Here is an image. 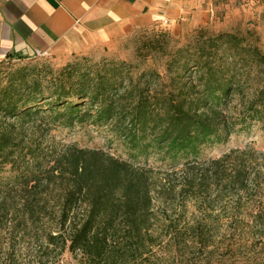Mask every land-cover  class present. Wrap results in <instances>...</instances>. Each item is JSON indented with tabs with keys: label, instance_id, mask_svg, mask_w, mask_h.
Listing matches in <instances>:
<instances>
[{
	"label": "trees",
	"instance_id": "16d2710c",
	"mask_svg": "<svg viewBox=\"0 0 264 264\" xmlns=\"http://www.w3.org/2000/svg\"><path fill=\"white\" fill-rule=\"evenodd\" d=\"M151 45L161 69L135 77L123 64L86 57L45 73L0 75V172L14 175L0 181V227L13 217L16 231L49 221L46 249L56 245L79 264H162L188 238L197 249L207 245L205 224L184 220L189 201L212 216L234 198L238 223L245 221V200L256 204L249 219L264 235V203L256 200L264 195V150L236 147L198 159L252 120H264L263 50L245 35L203 28L181 45L165 37ZM86 103L98 106L88 116L122 122L133 148L154 145L184 162L161 171L98 148L48 153L30 145L29 126L44 112L71 125Z\"/></svg>",
	"mask_w": 264,
	"mask_h": 264
},
{
	"label": "rangeland",
	"instance_id": "374dc122",
	"mask_svg": "<svg viewBox=\"0 0 264 264\" xmlns=\"http://www.w3.org/2000/svg\"><path fill=\"white\" fill-rule=\"evenodd\" d=\"M189 1L191 14L181 25V32L171 31L166 26L154 22L136 28L114 45L97 49L94 53H49L45 56L2 59L5 61L2 63L0 60V75L4 77L10 70L45 73L86 57L89 63H99L101 66L123 64L135 77L148 68L161 69L158 55L152 56L149 51L151 43L157 38L165 37L172 44L181 45L190 40L200 28L209 32L231 31L245 35L249 40L256 42L264 52V0ZM237 100L235 99L234 104ZM97 108L98 106L92 107L89 103L84 104L78 114L80 116L75 118L71 125H65L64 120L58 118L56 113L44 112L43 119L29 126L30 145H40L48 153H58L69 145L98 148L161 171L180 167L184 162V159L175 160L168 157L165 151H160L154 145L144 152L133 148L129 132L120 127L122 122L115 119L105 121L87 115L89 111L96 113ZM246 146L264 150V120H252L248 127L234 132L226 143L203 150L198 159L214 158L236 147ZM13 180L14 175L8 169L0 172V181ZM256 200L264 203V195ZM245 205V221L238 223L233 217L234 198L222 202V208L220 206L216 215L212 216L201 214L193 201H189L187 207H184V220L188 223L200 220L205 224L204 229L210 235L207 245L197 249L199 244L188 238V243H185V248H181V251L177 247H171V253L164 257L162 264H264V235L255 234L257 229L253 227L254 223L248 214L256 204L245 200ZM11 220L6 226L0 227V264H60L61 259H72L78 263L72 253L61 251L56 245L46 249L44 233L51 227L49 221L28 222L20 225L19 231H16L14 228L17 226L13 227L16 223L14 217ZM159 253L164 255L161 250Z\"/></svg>",
	"mask_w": 264,
	"mask_h": 264
},
{
	"label": "crops",
	"instance_id": "0c3cea01",
	"mask_svg": "<svg viewBox=\"0 0 264 264\" xmlns=\"http://www.w3.org/2000/svg\"><path fill=\"white\" fill-rule=\"evenodd\" d=\"M190 10L189 0H0V60L94 53L154 22L181 32Z\"/></svg>",
	"mask_w": 264,
	"mask_h": 264
},
{
	"label": "built area",
	"instance_id": "2783aa9c",
	"mask_svg": "<svg viewBox=\"0 0 264 264\" xmlns=\"http://www.w3.org/2000/svg\"><path fill=\"white\" fill-rule=\"evenodd\" d=\"M49 53L47 51H42V50H36L35 55L37 56H45L48 55ZM60 264H78L75 260L72 259H61Z\"/></svg>",
	"mask_w": 264,
	"mask_h": 264
}]
</instances>
